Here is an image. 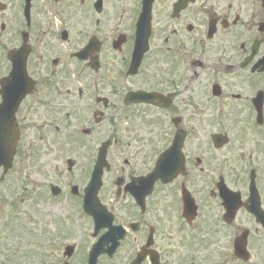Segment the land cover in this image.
Returning <instances> with one entry per match:
<instances>
[{"label": "flooded vegetation", "instance_id": "1", "mask_svg": "<svg viewBox=\"0 0 264 264\" xmlns=\"http://www.w3.org/2000/svg\"><path fill=\"white\" fill-rule=\"evenodd\" d=\"M143 6L0 0L9 173L23 154L39 175L47 154L73 155L37 192L53 212L39 263L88 264L98 244L96 264H264V0ZM26 54L29 80L11 78Z\"/></svg>", "mask_w": 264, "mask_h": 264}, {"label": "rangeland", "instance_id": "2", "mask_svg": "<svg viewBox=\"0 0 264 264\" xmlns=\"http://www.w3.org/2000/svg\"><path fill=\"white\" fill-rule=\"evenodd\" d=\"M25 155L17 160L15 170L4 181L0 180V264H40L39 254L43 251L46 237L40 239L41 224L53 216L52 208L47 210L46 200L40 201L38 189H46L50 181H57L55 172L64 171L67 161L73 155L64 152L47 154L43 174L36 172L34 162L26 160ZM0 170V176H1ZM71 209L63 206L59 215H68ZM72 219H70L71 223ZM83 222L76 225V233L71 240L78 242L83 238Z\"/></svg>", "mask_w": 264, "mask_h": 264}, {"label": "water", "instance_id": "3", "mask_svg": "<svg viewBox=\"0 0 264 264\" xmlns=\"http://www.w3.org/2000/svg\"><path fill=\"white\" fill-rule=\"evenodd\" d=\"M2 151V150H1ZM12 153H13V149L11 150V148H9V151H8V157H9V159H11V157H12ZM3 151L0 153V164L1 163H3Z\"/></svg>", "mask_w": 264, "mask_h": 264}]
</instances>
